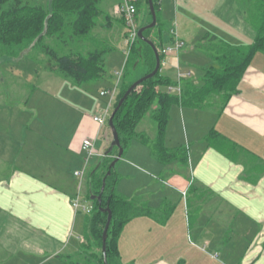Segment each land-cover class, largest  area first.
<instances>
[{
  "label": "crops",
  "instance_id": "0c3cea01",
  "mask_svg": "<svg viewBox=\"0 0 264 264\" xmlns=\"http://www.w3.org/2000/svg\"><path fill=\"white\" fill-rule=\"evenodd\" d=\"M160 6L162 22L175 25L164 35L166 43L172 38L175 42L166 47L182 44L164 58L161 71L177 83L175 87L184 80L201 83L204 70L213 65L196 49L206 35L234 46H249L256 38L236 0H160ZM116 44L115 52L124 54L125 45ZM24 60H0V264H67V256L80 252L85 236L86 215L76 214L72 207L80 184L74 172L84 167L85 140L96 145L91 169L111 146L110 127L100 129L93 117L104 107L106 99L100 93L113 86L115 75L107 74L98 81L99 91L89 94L86 85L73 87ZM193 60L210 62L203 68V78H197ZM66 94L80 100L85 96L87 108L69 104ZM171 116L177 129L178 124L191 126L187 146L169 145L166 138L169 148H189L187 169L176 164L164 167L137 141L116 166L121 178L118 192L155 213L125 226L118 244L122 263L151 259L148 264H188L192 259L200 264L202 253L212 248L214 254H208L216 261L224 253L243 259L239 264H264V51L254 56L239 93L224 108L216 99L202 110L175 106ZM212 131L240 150L236 159L210 146L206 138ZM140 165L151 166L159 178ZM167 182L173 191L162 185ZM85 183L88 187V179ZM176 193L187 194L185 221L187 233L194 231L195 243L186 240L184 230L169 227L173 220L158 219L162 207L175 209L171 201ZM244 224L250 241L239 254L231 253L228 235L236 228L242 231Z\"/></svg>",
  "mask_w": 264,
  "mask_h": 264
},
{
  "label": "trees",
  "instance_id": "16d2710c",
  "mask_svg": "<svg viewBox=\"0 0 264 264\" xmlns=\"http://www.w3.org/2000/svg\"><path fill=\"white\" fill-rule=\"evenodd\" d=\"M103 1L47 0L46 5L36 6L24 0H0V60H23L30 57L35 60L38 68L43 65L45 70L69 81L73 87H83L103 80L107 76L108 58L118 50L119 45L107 37L104 38L102 31L118 30L121 38V41L117 42L119 44H124L129 37L125 20L106 12L101 7ZM153 2L157 25L154 29L147 30L144 36L158 48L162 71L165 56L161 51L175 40L172 38L165 42L166 24L160 21V0ZM236 2L256 32L254 43L249 46H234L208 34L196 46L200 54L213 62L211 67L204 70L201 83L184 80L180 84L181 93L175 95L163 91L162 88L175 87L177 83L164 77L160 71L153 79L135 89L114 118L121 147L124 149L123 156L137 141L148 147L156 161L164 167L176 164L182 169H187L189 148L172 149L166 145L172 108L180 106L202 110L208 108L216 99H219V105L224 108L230 99L239 93L240 83L254 56L264 51V0ZM135 5L140 30L151 24L152 16L148 0H139ZM142 18L148 22L140 25ZM89 42L92 44L90 48ZM156 63L152 47L138 38L131 46L125 64L115 108L133 83L155 70ZM139 69H145V73L133 79L132 74ZM148 116L157 125L154 139L138 132L140 124ZM206 140L210 146L232 160L236 159L240 152L216 131L210 132ZM118 153L119 150L114 149L89 172L88 199L91 201L92 213L86 215L84 244L79 253L67 256V264H105L102 248L108 213L104 212V209H110L112 212L107 239L108 264H123L118 244L125 226L136 218L155 214L148 205H140L118 192L117 186L121 178L116 167L108 176L109 167ZM104 180L105 189L102 192ZM92 196H101V203L92 201ZM75 197L76 194L72 199ZM168 210L172 211V207ZM159 217H162V214Z\"/></svg>",
  "mask_w": 264,
  "mask_h": 264
},
{
  "label": "rangeland",
  "instance_id": "374dc122",
  "mask_svg": "<svg viewBox=\"0 0 264 264\" xmlns=\"http://www.w3.org/2000/svg\"><path fill=\"white\" fill-rule=\"evenodd\" d=\"M123 1L124 0H104L102 2L101 7L106 12L112 14V13H114L116 6L121 5L123 3ZM24 2H26L30 5L38 6V5H46L47 0H24ZM119 19H121V18H119ZM160 21H162L161 18H160ZM147 22H148V20L146 21L144 18H142L140 25H143L144 23H147ZM138 26H139V24H138ZM174 27H175L174 24H169V25L166 24L164 27L165 33L168 34L170 32L171 28H174ZM157 30L158 29L156 28L155 31H157ZM102 34H103L104 38L107 37L111 42L117 43V41H121L119 32L116 30L109 31V32L102 31ZM153 37H155V35H153ZM89 44H90L89 45V48H90L92 46V44L90 42H89ZM123 45H125V48H126L127 43L124 42ZM192 58H194V57H192ZM27 60H31L30 57L25 58V60L23 62H27ZM32 60H33L35 67L38 68V65L36 64V62H34L35 60L34 59H32ZM192 62H193L192 65L196 66V67L192 66V68H194L196 70V72L198 74L197 78H203V68H205L210 62L205 61V63H204L202 60L199 63L194 61V60ZM125 64H126V53L123 54L121 51H117L115 53H112V58L110 59V56L108 58L107 74L110 75L113 73V75H115L116 72H120L124 69ZM17 68L18 67H16V69ZM42 68H43V65H41L39 67L40 73H44V72L51 73V72L45 70L44 68H43L44 69L43 70ZM144 73H145V69H142V70L139 69L138 71H136L132 74V77H133V79H137L140 76H142ZM51 74H53V73H51ZM54 75H56V74H54ZM35 81H36L35 79H32L31 83L36 84ZM68 83H70V82L68 81ZM101 86H102L101 82H95V83H91V84L86 85L84 89L87 90L88 93L90 94L91 90L99 91ZM7 90H8L7 87L2 88V92H4V95L6 93H8ZM62 95H64V94L62 93ZM175 95H177V94H175ZM82 97H83V100H80L79 97H75L73 95L66 94V99H67L69 104H71L75 107H78L79 109L82 108L81 106H83L86 109L87 108L86 107L87 106L86 105L87 98L85 96H82ZM82 101H83V103H82ZM173 115H174V113H173ZM171 123H172V125H171V129L169 130L168 137H167V143L169 145H171V143L176 144L178 142H182V144L184 146L185 145L187 146L188 145L187 144L188 139L186 136V131H187V134L191 135L190 124L187 125V127L180 126L178 124V129H177L176 119L174 117L171 120ZM186 128H188V129H186ZM138 132L144 133L147 136H149L150 138H153L156 136L157 125H156L155 121L150 116H148L139 126ZM197 134H199V132ZM189 138H190V136H189ZM136 144H137V142L134 143V145H136ZM138 146H140V145H138ZM135 156H137V155H134V157ZM126 159H127V156H126ZM140 168H142L143 170H146V172H148V174H154L155 175L156 170H154L151 166L143 167V165H140ZM155 176H157V177H154L155 180H157L159 178V176L158 175H155ZM149 184H150V182L146 183V185H149ZM162 185H164V187H166V189L169 191V189L171 187L170 183H168V182L162 183ZM170 190H172V189H170ZM88 195H89L88 187H87V184L84 183L83 189H82V198H83L84 202H86L87 204H90L91 201L88 199ZM186 195L187 194L182 195V194L176 193L175 201L174 200L171 201V203L173 205L176 204L175 209L173 211H170V210H168L169 208H167L166 206L162 207V209H160V211H161L160 214H162V217H159V219H162V221L173 220L170 222L171 224H169L170 225L169 227H171V229L175 228V229L184 230V235H185L186 240L189 241V239H192V242L195 243L194 231L187 233L188 232L187 227H186L187 221H185L186 220V208H187V196ZM169 207H172V206L169 205ZM190 216H193V214L191 213ZM238 222H240V224L242 223V221H238ZM171 225H173V226H171ZM242 228H240L242 231H240L239 229L236 228L232 231L231 235H228V236H230V239H228L229 240L228 246H230L231 253L233 251L234 253L238 252L237 254H239L241 252V250H243L245 248V246H247V244L250 241V238L248 236H246L247 232H246L245 224H244V226H242ZM186 240L184 239V242L187 244ZM208 252L214 254V251L212 250V248H209V250L207 251V254L202 253L201 256L204 258V260H201L200 264H221V263L222 264H239L238 260H243V259H239V258L234 257V256H228V255L222 253L221 258H219V260L216 261V260H213L211 258V256L208 254ZM195 259L197 260V258H195ZM191 260L188 259V264H199L198 261H195V260H194V262L191 263ZM150 261H152V260L151 259H138L137 264H148V262H150Z\"/></svg>",
  "mask_w": 264,
  "mask_h": 264
},
{
  "label": "built area",
  "instance_id": "2783aa9c",
  "mask_svg": "<svg viewBox=\"0 0 264 264\" xmlns=\"http://www.w3.org/2000/svg\"><path fill=\"white\" fill-rule=\"evenodd\" d=\"M138 0H124L123 5H119L114 10V15L118 18H122L126 22L128 28L129 37L126 40V61L130 53L131 46L138 39V20H137V9L136 2ZM182 48V44L176 42L172 47H165L162 49V54L166 57L172 53L178 52ZM124 69L120 72L115 73V82L113 86L107 90H104L100 93V96L106 99L104 107L93 117V121L98 124L100 129L109 128V120L115 106L118 102V97L120 95L121 83L124 77ZM178 92L181 93V87H169L170 93ZM82 151L84 154V167L80 171L74 172V177L79 181V191L76 194V197L72 199V207L76 214L82 213L85 215H90L92 213V207L90 204H87L83 201L82 198V185L87 181L89 172L91 170L92 160L96 157V145L93 140H85L82 145ZM217 257V256H215Z\"/></svg>",
  "mask_w": 264,
  "mask_h": 264
},
{
  "label": "water",
  "instance_id": "95a60500",
  "mask_svg": "<svg viewBox=\"0 0 264 264\" xmlns=\"http://www.w3.org/2000/svg\"><path fill=\"white\" fill-rule=\"evenodd\" d=\"M148 2H149V8H150L151 16H152V22H151V24H149V25H147V26H145L139 30L138 38L141 41L146 42L148 45H150L152 47V49L155 53L156 62H157L156 68L152 73L140 78L135 83H133V85H131V87L127 90L125 95L119 101L117 107L115 108V110L113 111V113L111 115V118L109 120V127H110V130L112 132L113 139H112L111 146H110L106 156L110 155L114 151V149H118L119 153H118V156L116 157V159L111 163V165L109 167L108 176L111 174V170L113 168H115L117 163L122 159L123 154H124V149L121 147V142H120L118 131L114 125L115 115L121 109V107L123 106L125 101L128 99L130 94L135 89H137L142 83L146 82L147 80L153 79L161 71L162 62H161L160 52H159L158 48L155 46V44L152 41L146 39V37L144 36V33L147 30L154 29L157 25V13H156V9L154 6V2H153V0H148ZM104 189H105V180L103 183L102 192L104 191ZM91 200L92 201L97 200L101 203L102 197L101 196H92ZM103 211L108 213V219H107L106 227H105V230L103 233V248H102L103 255H104V263L108 264V260H107V239H108V231H109V228H110L111 222H112V212L110 209H104Z\"/></svg>",
  "mask_w": 264,
  "mask_h": 264
}]
</instances>
